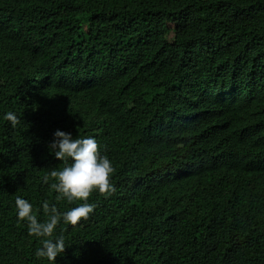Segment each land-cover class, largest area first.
<instances>
[{
    "label": "trees",
    "instance_id": "16d2710c",
    "mask_svg": "<svg viewBox=\"0 0 264 264\" xmlns=\"http://www.w3.org/2000/svg\"><path fill=\"white\" fill-rule=\"evenodd\" d=\"M54 1L0 0V264H49L17 196L81 203L52 187L57 129L113 172L55 264H264V0Z\"/></svg>",
    "mask_w": 264,
    "mask_h": 264
},
{
    "label": "clouds",
    "instance_id": "9594fccd",
    "mask_svg": "<svg viewBox=\"0 0 264 264\" xmlns=\"http://www.w3.org/2000/svg\"><path fill=\"white\" fill-rule=\"evenodd\" d=\"M38 1L36 4H39ZM79 1L85 3V0ZM49 2L54 3L58 8L54 14L62 15L58 4L54 0ZM19 15L22 17V14ZM5 119L13 126L17 122V116L13 112L6 113ZM48 147L57 160H71V163L66 164L62 170L53 169L50 172V176L56 180V183L52 185L57 193L56 198L66 199L69 203L74 201H81V203L68 211L60 212L54 204L49 205L45 201L41 205L47 217L44 220H38L33 211V204L29 200L17 196L15 205L17 218L27 222L29 235L38 238L41 244V247L36 249L35 256L38 259H46L49 264H55L56 258L66 249L63 233L55 234L58 224L62 222L75 226L81 220L88 218L94 208V205L88 202V198L94 190L101 193L111 190L110 176L113 167L107 156L101 155L96 139L91 136L74 138L70 132L57 129ZM186 165L181 170H184Z\"/></svg>",
    "mask_w": 264,
    "mask_h": 264
},
{
    "label": "rangeland",
    "instance_id": "374dc122",
    "mask_svg": "<svg viewBox=\"0 0 264 264\" xmlns=\"http://www.w3.org/2000/svg\"><path fill=\"white\" fill-rule=\"evenodd\" d=\"M39 4H35L33 7L28 8V12L22 13V21L29 22L35 20L37 17L50 16L58 10L54 3H50L49 0H39Z\"/></svg>",
    "mask_w": 264,
    "mask_h": 264
}]
</instances>
